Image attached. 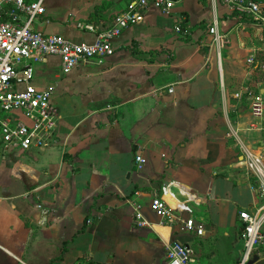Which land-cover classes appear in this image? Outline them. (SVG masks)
<instances>
[{"label":"crops","instance_id":"crops-1","mask_svg":"<svg viewBox=\"0 0 264 264\" xmlns=\"http://www.w3.org/2000/svg\"><path fill=\"white\" fill-rule=\"evenodd\" d=\"M129 1L45 0L33 26L90 43ZM214 22L224 44H210ZM112 45V55L66 74L57 56L34 64L32 84L52 91L56 141L0 152L2 231L16 246L53 243L46 264H162L174 240L190 243L201 264H234L243 251L238 212L263 202L244 161L246 152L264 172V120L248 110L255 78L245 62L264 50V35L219 0H183L166 14L149 8ZM135 156L146 160L141 170ZM170 184L198 203L163 225L151 200ZM136 205L154 228L135 223ZM191 214L202 236L182 230ZM249 264H264V249Z\"/></svg>","mask_w":264,"mask_h":264},{"label":"built area","instance_id":"built-area-1","mask_svg":"<svg viewBox=\"0 0 264 264\" xmlns=\"http://www.w3.org/2000/svg\"><path fill=\"white\" fill-rule=\"evenodd\" d=\"M183 0H130L111 20L109 27L95 34L88 42H71L59 34L36 30L35 19L45 14V0H0V152L16 148L23 152L43 149L56 141L57 112L52 103L51 88H39L32 84L34 64L46 56H57L63 73H68L91 58L112 55L115 47L112 40L127 27L142 21L146 10L153 7L168 13L175 4ZM226 4L237 23L243 24L264 35V1L219 0ZM79 30L95 31L90 23L77 22ZM210 44H224L225 35L217 32L214 22L208 28ZM254 75V88L247 97L248 110L259 120H264V50L260 55L250 54L246 60ZM245 164L258 181L256 191L263 202L255 209L238 212L241 222L240 238L243 251L234 264H249L256 250L264 249V172L260 161L245 152ZM145 159L135 156L138 170ZM171 185V184H170ZM151 200L153 212L161 218L160 224L198 203L193 196L188 201H178L168 193V187ZM172 197L170 204L165 196ZM135 223L140 227H152L143 216L139 205L134 209ZM202 219L189 215L181 221L182 230L192 236L203 235ZM156 227V226H155ZM154 228V226L152 227ZM17 264H27L15 257ZM58 264H88L84 260L60 262ZM162 264H201L190 243L171 241L165 244V260Z\"/></svg>","mask_w":264,"mask_h":264},{"label":"rangeland","instance_id":"rangeland-1","mask_svg":"<svg viewBox=\"0 0 264 264\" xmlns=\"http://www.w3.org/2000/svg\"><path fill=\"white\" fill-rule=\"evenodd\" d=\"M194 215V214H191ZM6 231L0 227V242L4 243L12 253H7L4 247H0V264H17L13 256L20 257L27 264H46L55 251L54 244H49L46 240L19 239L18 245L12 244V239L6 238ZM24 242V243H23ZM31 242V243H30ZM14 245V246H13ZM24 245V249H23ZM31 249V250H30ZM23 251V253H21Z\"/></svg>","mask_w":264,"mask_h":264},{"label":"water","instance_id":"water-1","mask_svg":"<svg viewBox=\"0 0 264 264\" xmlns=\"http://www.w3.org/2000/svg\"><path fill=\"white\" fill-rule=\"evenodd\" d=\"M167 191L172 197H174L176 200L181 201V202L192 199V196L189 192L183 190L182 188H180L179 186L175 184H171L168 187Z\"/></svg>","mask_w":264,"mask_h":264},{"label":"trees","instance_id":"trees-1","mask_svg":"<svg viewBox=\"0 0 264 264\" xmlns=\"http://www.w3.org/2000/svg\"><path fill=\"white\" fill-rule=\"evenodd\" d=\"M261 1H264V0H261Z\"/></svg>","mask_w":264,"mask_h":264}]
</instances>
